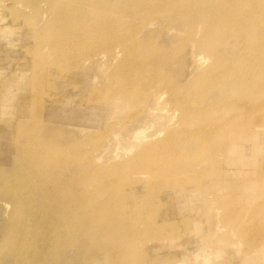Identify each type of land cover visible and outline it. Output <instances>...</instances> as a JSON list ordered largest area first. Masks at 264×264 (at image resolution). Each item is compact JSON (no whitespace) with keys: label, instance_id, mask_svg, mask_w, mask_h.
<instances>
[{"label":"rangeland","instance_id":"374dc122","mask_svg":"<svg viewBox=\"0 0 264 264\" xmlns=\"http://www.w3.org/2000/svg\"><path fill=\"white\" fill-rule=\"evenodd\" d=\"M0 264H264V0H0Z\"/></svg>","mask_w":264,"mask_h":264},{"label":"bare ground","instance_id":"6f19581e","mask_svg":"<svg viewBox=\"0 0 264 264\" xmlns=\"http://www.w3.org/2000/svg\"><path fill=\"white\" fill-rule=\"evenodd\" d=\"M51 177V176H50ZM7 184H8V182L6 183V186H7ZM9 186H10V183H9ZM12 187V186H11ZM8 188H10V187H8ZM12 189V188H11ZM32 191H34V189L32 190ZM13 192V191H12ZM35 192V191H34ZM42 193H43V191H42ZM36 206V205H35ZM38 206H36L35 208H37ZM41 208H42V206H41ZM41 208H40V211H41ZM38 210V209H37ZM39 211V210H38ZM38 211H37V213H38ZM39 211V212H40ZM19 212V211H18ZM36 212H35V214H37ZM39 216H40V214H39ZM38 218V217H37ZM51 218V217H50ZM52 221V220H51ZM99 222V221H98ZM109 222V221H108ZM47 223H49V222H47ZM34 224H35V221H34ZM39 224H41V223H39ZM38 224V225H39ZM24 225V224H23ZM37 225V224H36ZM27 226V225H26ZM33 226V225H32ZM41 226V225H40ZM47 226V225H46ZM51 226V225H50ZM22 227H24V226H22ZM30 228V227H29ZM34 228H37V227H34ZM48 229H49V226L47 227ZM21 229V228H20ZM24 229H26V228H24ZM32 229V228H31ZM39 229H40V227H39ZM27 230H28V227H27ZM38 230V229H37ZM46 230V229H45ZM15 231V230H14ZM29 231H30V229H29ZM38 231H40V230H38ZM49 231H52V229L51 230H49ZM17 232V231H16ZM18 232H19V230H18ZM36 232V231H35ZM43 232V231H42ZM21 233V232H20ZM52 233V232H51ZM30 233H28V235H29ZM48 234H49V232H48ZM53 234V233H52ZM20 235V234H19ZM34 235V234H33ZM48 236V235H47ZM53 236V235H52ZM19 237V236H18ZM24 237V236H23ZM33 237V236H32ZM35 237H37V236H35ZM12 238V237H11ZM25 238L27 239V237L25 236ZM53 239L51 236L49 237V239ZM21 239H22V237H21ZM30 239V238H29ZM27 241V240H26ZM31 241H32V239H31ZM23 243H25V242H23ZM36 243V242H35ZM42 243V242H41ZM14 244V243H13ZM22 244V243H21ZM26 244V243H25ZM12 246H14V245H12ZM24 246V245H23ZM31 246V245H30ZM24 247H27L26 245L24 246ZM40 247V246H39ZM20 255V254H19ZM35 256V255H34ZM21 257V256H20ZM23 258V257H22ZM38 258V257H37ZM21 261H23V260H21ZM27 263V262H26Z\"/></svg>","mask_w":264,"mask_h":264}]
</instances>
